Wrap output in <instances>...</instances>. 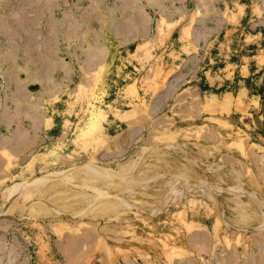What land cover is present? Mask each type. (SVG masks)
Here are the masks:
<instances>
[{"label": "rangeland", "instance_id": "1", "mask_svg": "<svg viewBox=\"0 0 264 264\" xmlns=\"http://www.w3.org/2000/svg\"><path fill=\"white\" fill-rule=\"evenodd\" d=\"M261 231L264 0H0V264Z\"/></svg>", "mask_w": 264, "mask_h": 264}, {"label": "crops", "instance_id": "2", "mask_svg": "<svg viewBox=\"0 0 264 264\" xmlns=\"http://www.w3.org/2000/svg\"><path fill=\"white\" fill-rule=\"evenodd\" d=\"M220 236L215 235L209 247L214 264H264V231L242 235L241 239Z\"/></svg>", "mask_w": 264, "mask_h": 264}]
</instances>
